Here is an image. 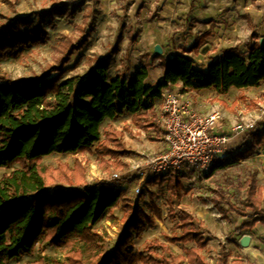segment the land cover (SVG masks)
<instances>
[{
  "label": "trees",
  "instance_id": "16d2710c",
  "mask_svg": "<svg viewBox=\"0 0 264 264\" xmlns=\"http://www.w3.org/2000/svg\"><path fill=\"white\" fill-rule=\"evenodd\" d=\"M73 13L65 5L37 13L34 19L22 17L9 23L0 30V61L44 45L53 15L72 17ZM250 38L252 44L246 45V52L227 49L223 56L209 62L206 71L187 56L191 50L166 59L154 56L160 61L162 74L152 86L145 84L149 78L145 68L133 76L111 77L107 58L97 60L85 77L63 82L59 73L47 79L60 68L37 79H0V169L10 170L0 178V264L31 255L42 244L65 253L66 263L53 264H204L200 251L206 248L207 241L194 227L191 215L182 212L174 225L179 235L165 238L170 243H193L194 247L183 249V255H172L170 248L159 241L145 247L147 254L132 253L129 248L133 237H140L144 229L154 225L152 216L136 212L115 250L105 254L100 235L92 229L118 205L123 190L103 184L82 187L81 179H71L73 173L67 166L46 168L41 160L92 152L103 170L111 166L125 169L128 165L120 159L131 152L122 142L123 133L104 124L128 115L137 128L147 127L141 120L152 114L160 94L172 87L180 86L184 92L212 89L218 96L231 89L260 87L264 83V43L260 45L254 35ZM68 47L67 54L76 50ZM255 136L246 135L236 149L217 157L205 177L251 156L257 145ZM78 169L73 171L79 175ZM187 176L186 172H169L155 175L147 184H166V190L179 197V182ZM62 182H69V189L55 185ZM240 188L245 196L242 210L230 203L219 188L215 191V205L222 213L234 212L246 218L241 230L264 224V187L250 175ZM153 211L159 218L158 209ZM226 261L223 255L219 264Z\"/></svg>",
  "mask_w": 264,
  "mask_h": 264
},
{
  "label": "rangeland",
  "instance_id": "374dc122",
  "mask_svg": "<svg viewBox=\"0 0 264 264\" xmlns=\"http://www.w3.org/2000/svg\"><path fill=\"white\" fill-rule=\"evenodd\" d=\"M65 5L73 9V16L53 15L52 26L46 29L48 41L22 50L15 58L0 61V79H37L60 68L58 72L52 71L47 79L59 73L63 82L85 77L97 60L107 58L111 77L133 76L138 69L145 68L149 72L145 84L152 86L162 74L160 61L153 55L155 46L161 49L158 57L164 59L191 50L187 56L202 69L223 56L227 49L246 52V45L252 44L251 35L258 38L259 43L264 39V0H0V30L22 17L34 19L37 13ZM68 46L76 50L67 54ZM170 90L185 93L180 86ZM209 92L196 97L209 108L208 112L214 107L224 112L222 133L229 131L240 112L254 117L264 109V83L249 93L231 89L224 99ZM189 97V100L196 99L191 94ZM145 117L141 121L147 127L137 128L128 115L104 124L123 133L122 142L131 152L120 159L127 163L125 169L111 166L103 170L92 152L54 155L41 160L46 168L67 166L73 173L71 179H81L82 187L103 184L123 190L118 205L104 214L92 229L100 235L104 253L115 250L132 213L136 212L152 216L154 225L144 229L140 237H133L129 248L132 253L147 254L145 247L159 241L170 248L172 255H183V249L194 247L193 243H170L165 238L179 235L180 230L174 225L182 212L191 215L194 227L207 241L206 248L200 251L204 264H219L223 255L227 256L226 264H264V224L241 230L246 218L234 212L222 213L214 203L215 191L219 188L230 203L242 210L245 196L240 187L250 175L255 176L257 185L264 187V115L255 122L252 133L256 134L257 145L251 156L216 171L210 178L205 177L206 172L184 170L188 176L179 182L182 187L179 197L169 193L166 184H147V180L155 176L141 179L133 170L136 166L145 170L147 160L160 151L157 116ZM244 137L225 155L236 149ZM76 167L82 174L74 173ZM9 173L10 170L0 169V178ZM68 183L55 185L67 190ZM136 188L141 189L139 195L134 194ZM154 208L158 209L159 218L155 217ZM243 237L249 239V244L241 248ZM157 255L165 256L159 252ZM65 257L64 252L42 244L37 245L31 255L9 264L66 263Z\"/></svg>",
  "mask_w": 264,
  "mask_h": 264
},
{
  "label": "built area",
  "instance_id": "2783aa9c",
  "mask_svg": "<svg viewBox=\"0 0 264 264\" xmlns=\"http://www.w3.org/2000/svg\"><path fill=\"white\" fill-rule=\"evenodd\" d=\"M160 98L162 110L155 124L165 148L147 160L145 170L133 167L141 179L169 172L184 173V170L210 172L215 159L224 156L242 137L254 132L255 122L264 115V109L254 117L240 112L229 131L222 133L225 114L219 107L199 114L179 93L163 91ZM140 193L141 189L136 188L134 194Z\"/></svg>",
  "mask_w": 264,
  "mask_h": 264
},
{
  "label": "crops",
  "instance_id": "0c3cea01",
  "mask_svg": "<svg viewBox=\"0 0 264 264\" xmlns=\"http://www.w3.org/2000/svg\"><path fill=\"white\" fill-rule=\"evenodd\" d=\"M218 59V58H217ZM214 60H216V59H214ZM213 61V60H212ZM208 65V64H207ZM207 65L204 67V68H202V70L203 71H206V67H207ZM175 88V87H174ZM253 89H255V88H253ZM253 89H239V90H236V92L237 93H239V92H244V93H249L250 91H252ZM211 91H213L212 89H210ZM171 91V90H170ZM214 92V91H213ZM208 93H210L209 92V90H201V91H188V92H185V93H179L180 95H182V97H183V99H184V101H186L187 103H190L191 104V106H192V108H193V110L195 111V112H199L200 114H206V113H208V109L209 108H207L204 104H203V102H201V101H199V99L196 97V95H205V94H208ZM190 94L193 96V97H196V99H195V101L194 100H189L190 99ZM220 99H224V97H226L225 95L224 96H218ZM161 110H162V102H161V100H156L155 102H154V105H153V110H152V114H155L156 116H157V118L159 117V115H160V112H161ZM156 119V118H155ZM154 124V123H153ZM152 125V124H151ZM153 126V125H152ZM157 128V127H156ZM141 129V128H140ZM160 130V129H159ZM158 131V130H157ZM160 139L158 140V141H161L162 140V137H161V132H160ZM163 141H161V142H159V144H160V151L159 152H161V151H163L164 150V145H163V143H162Z\"/></svg>",
  "mask_w": 264,
  "mask_h": 264
},
{
  "label": "water",
  "instance_id": "95a60500",
  "mask_svg": "<svg viewBox=\"0 0 264 264\" xmlns=\"http://www.w3.org/2000/svg\"><path fill=\"white\" fill-rule=\"evenodd\" d=\"M264 43V39L261 40V42L259 43L260 45H262ZM161 49L159 46H155L154 49H153V55L155 56H161ZM249 244V239L247 237H243L240 241V247L243 248V247H247Z\"/></svg>",
  "mask_w": 264,
  "mask_h": 264
}]
</instances>
